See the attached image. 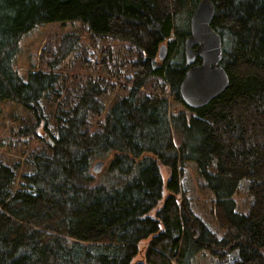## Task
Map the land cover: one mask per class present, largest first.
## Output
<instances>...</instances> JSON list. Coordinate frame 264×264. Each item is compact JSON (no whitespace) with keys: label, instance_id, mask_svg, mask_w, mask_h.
<instances>
[{"label":"trees","instance_id":"1","mask_svg":"<svg viewBox=\"0 0 264 264\" xmlns=\"http://www.w3.org/2000/svg\"><path fill=\"white\" fill-rule=\"evenodd\" d=\"M197 1L0 0V103L35 117L0 127V264H132L147 238L150 264H191L205 247L217 257L213 264H264V0H213L229 84L192 108L178 86ZM73 20L92 38L93 48L82 55L91 73L68 81L65 38L59 60L50 51L45 69L21 74L15 60L22 36L39 24ZM120 43L127 60L119 68L129 71L115 79ZM160 44L176 46L177 54L160 63ZM148 75L168 76L174 98L162 82L143 99L133 90L122 94L119 79L140 86ZM105 94L116 96L112 106ZM44 97L65 103L49 131ZM97 160L107 166L95 174ZM189 161L211 192L209 211L220 234L173 192L159 214L148 215L162 196V167H170L166 185L177 192L176 168ZM242 184L250 202L238 210L234 196Z\"/></svg>","mask_w":264,"mask_h":264},{"label":"rangeland","instance_id":"2","mask_svg":"<svg viewBox=\"0 0 264 264\" xmlns=\"http://www.w3.org/2000/svg\"><path fill=\"white\" fill-rule=\"evenodd\" d=\"M87 30L88 29L84 26V24L80 20L63 21V22L55 21V22H49V23H43L37 25L36 27L25 33L19 41V50L15 60L17 69L21 74H25L29 68H35L36 70L45 69L44 67H42V65L44 64V60L50 58L49 57L50 51L52 53H56V61L59 60L58 48L60 44H62V41L65 38H68L70 42V50L69 53L65 56V62H64V63H69L68 67L66 68V71L68 74H71L70 75L71 77H67L68 81H70L72 78H76V76L72 74H77V72L78 73L81 72L84 75L91 73V69H89L88 72H86L84 71L82 66V63H84L82 55L86 54L85 47L93 48L92 38ZM72 41L75 42L74 46H71ZM120 45H122V49L120 51V55L122 59L118 62L117 69L113 73V77H115V79L117 77H122V71L124 73L129 71L128 67H124L122 71L121 68H119V66L123 64L124 60H127V49H124L122 43H120ZM120 45L119 44L112 45L107 53V56L109 57L112 53H114V50L120 48ZM160 46L161 44L158 47V51L159 48H161ZM55 47H57V49L53 50V48ZM177 52L178 49L176 46L172 47L171 49L166 47V59L169 57V55L177 54ZM90 53L94 58L96 53L95 50L91 51ZM166 59L159 60V62L161 63ZM55 70L58 71V68L54 69V71ZM94 72L95 75H98V70H95ZM168 78H169L168 76H166L165 78L161 75H148L145 77V79L143 80L140 86H136L134 83L127 84L123 79H119V83L125 85V92L122 93L123 95H126L133 90L135 91L134 93L137 95L139 99H143L144 98L143 96L145 95L148 96L151 94L150 91L152 87H154L155 82H162L165 85L164 87L166 88L167 97L169 98V100H172L174 98L175 91L172 89V86L170 85ZM173 82L174 81H171V83ZM157 89L158 90L155 92V94H157L160 90H163V88L161 87H158ZM63 96L64 95L62 94V97L60 98L61 100H64ZM102 99L107 106H112L117 100L116 96L112 94H105L102 97ZM63 102L64 101L60 102L59 100H53L51 98L46 99V97H44V101L42 105L44 111V119L47 124L46 128L48 131L52 130V128L54 127L55 122L57 121L56 108L58 105L60 107L64 106L65 103ZM0 109L5 110L3 113L4 121L0 120V127L2 128L3 131L5 129H8L11 125L13 126L17 124H30L29 117L35 118L30 111L21 109V106L18 104L0 103ZM95 121L97 124L99 122V119H96ZM41 127L43 128V125ZM7 151H9V148L8 147L4 148V154H6ZM106 164L102 166L101 171L99 173L105 171L104 169L107 166ZM161 175L163 179L162 196L158 204L154 207V209L148 212V215L154 214L153 217H155L157 213L159 214L158 211L161 209L162 203L166 199V195L167 194L172 195L174 193L172 196L177 198L178 201L184 203L188 202V204L187 203L186 204L189 210L191 211V213L194 214L195 216H199L203 224L205 223L210 228L211 231L220 234V231L217 229L216 223L211 218L209 211L212 200V195L210 198L211 192L208 193L209 191L205 186L204 179L201 177V175L197 170L196 163L193 161L180 163L178 165V168H176L175 175H176L177 187L179 188L178 189L179 191L177 192L172 190L170 191L166 185L169 179H171L170 167L168 166L162 167ZM234 197L236 200V206L238 210H244L249 205L250 198L247 194L246 187L244 184H242L238 188ZM151 242H152L151 238H147L139 242L138 245L142 249L134 257V259L132 260V264L137 261H142L145 264H150L147 263L146 255L149 248H151L150 245ZM216 259L217 257L212 253V251L209 248L205 247L200 249L194 255L191 264H213L216 261ZM172 264H174V262H172Z\"/></svg>","mask_w":264,"mask_h":264},{"label":"water","instance_id":"3","mask_svg":"<svg viewBox=\"0 0 264 264\" xmlns=\"http://www.w3.org/2000/svg\"><path fill=\"white\" fill-rule=\"evenodd\" d=\"M215 15L213 0H199L189 17V34L184 39V57L187 68L179 83L182 101L189 107L206 105L227 88L229 76L221 64L223 56L221 35L212 26ZM162 45L158 57L165 58ZM197 57L200 62L196 61ZM104 162L96 161L92 171H101Z\"/></svg>","mask_w":264,"mask_h":264},{"label":"bare ground","instance_id":"4","mask_svg":"<svg viewBox=\"0 0 264 264\" xmlns=\"http://www.w3.org/2000/svg\"><path fill=\"white\" fill-rule=\"evenodd\" d=\"M198 1H199V0H198ZM198 1H197V2H198ZM197 2H196V4H197ZM196 4H195V6H196ZM195 6H194V8H195ZM194 8H193V9H194ZM224 90H225V89H224ZM220 94H221V93H220ZM220 94H219V95H220ZM210 101H211V100H210ZM210 101H209V102H210ZM204 106H205V105H204Z\"/></svg>","mask_w":264,"mask_h":264},{"label":"flooded vegetation","instance_id":"5","mask_svg":"<svg viewBox=\"0 0 264 264\" xmlns=\"http://www.w3.org/2000/svg\"><path fill=\"white\" fill-rule=\"evenodd\" d=\"M186 65V64H185Z\"/></svg>","mask_w":264,"mask_h":264}]
</instances>
